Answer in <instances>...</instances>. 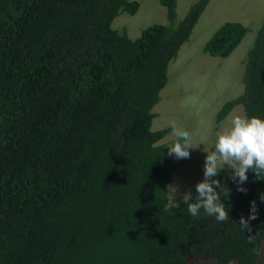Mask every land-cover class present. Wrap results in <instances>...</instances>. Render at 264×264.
Listing matches in <instances>:
<instances>
[{
  "label": "trees",
  "instance_id": "trees-1",
  "mask_svg": "<svg viewBox=\"0 0 264 264\" xmlns=\"http://www.w3.org/2000/svg\"><path fill=\"white\" fill-rule=\"evenodd\" d=\"M157 1L167 22L130 39L112 24L136 1L0 0V264H259L264 177L249 171L243 193L220 172L227 222L195 219L184 201L164 211L183 163L153 109L211 0L181 20L177 0ZM247 32L227 22L203 52L225 59ZM240 64L242 91L216 124L235 107L264 119V21Z\"/></svg>",
  "mask_w": 264,
  "mask_h": 264
},
{
  "label": "rangeland",
  "instance_id": "rangeland-1",
  "mask_svg": "<svg viewBox=\"0 0 264 264\" xmlns=\"http://www.w3.org/2000/svg\"><path fill=\"white\" fill-rule=\"evenodd\" d=\"M131 1L138 2V11L134 15L120 14L112 24L114 30L124 29L130 39H136L144 28L167 22L166 10L157 0ZM195 1L177 0L178 20L186 15ZM263 21L264 0H211L189 40L181 47L177 59L169 65L168 83L160 92V101L153 109L155 119L152 129H169L163 142H171L176 139L170 127L175 121L193 137L190 158L176 159L183 164L168 186L169 198L176 204L182 203L188 193L192 195L196 191L195 185L203 179L206 151L214 146L216 133L228 127L233 116H243L242 109L235 107L223 121L219 124L215 122V116L224 103L242 91L240 63L251 48ZM227 22L241 23L248 32L229 57H210L203 52V47L215 31ZM192 264L214 262L199 260ZM259 264H264V243Z\"/></svg>",
  "mask_w": 264,
  "mask_h": 264
},
{
  "label": "clouds",
  "instance_id": "clouds-1",
  "mask_svg": "<svg viewBox=\"0 0 264 264\" xmlns=\"http://www.w3.org/2000/svg\"><path fill=\"white\" fill-rule=\"evenodd\" d=\"M170 127L176 140L168 145V157L189 159V149L193 148L192 134L175 121ZM206 152L203 179L195 185L197 195L193 198L188 193L184 196V202L188 213L195 219H200L203 212L205 216L215 217L217 222H227L229 214L220 200L222 192L217 191L223 187L216 177L222 170L229 172V178L236 184L237 191L243 193L247 192L243 185L248 181L249 171L255 174L256 179L264 177V119L256 116H233L229 126L216 133L213 150ZM261 200L264 201V195ZM174 207L178 205L171 201L165 205L164 211L171 213ZM256 218V203L252 201L248 218L245 219L243 215L240 217L241 230L251 232L250 221ZM252 240L253 236L249 235V242Z\"/></svg>",
  "mask_w": 264,
  "mask_h": 264
}]
</instances>
